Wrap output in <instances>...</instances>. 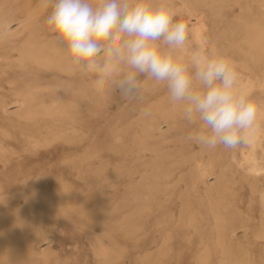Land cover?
I'll return each instance as SVG.
<instances>
[{"label": "rangeland", "instance_id": "rangeland-1", "mask_svg": "<svg viewBox=\"0 0 264 264\" xmlns=\"http://www.w3.org/2000/svg\"><path fill=\"white\" fill-rule=\"evenodd\" d=\"M161 2L173 10L176 20L188 26L186 43L175 55L186 62L197 55L224 56L238 79H264V60L254 61L245 56L246 49H239L247 47L241 38L259 31L264 24V0H153L154 4ZM13 16L11 12L10 18ZM18 26L15 21L11 29ZM26 31L28 28L18 36ZM11 38H7L8 45ZM11 53L13 60L8 58V64L14 61V55L18 56L17 50ZM103 59L101 55V63ZM35 64L30 63L33 71L22 83L24 88L29 81L31 85L61 83L69 77L63 72L59 79L55 75L60 72L57 67L38 71ZM13 66L0 67V84L5 86H0V100L6 95L9 102L0 108V264H264V252L257 248L245 255L198 252L190 223L195 218L200 231L215 240L218 215L231 223L249 217L253 223L260 221L259 193L252 210L249 194L242 203L239 196L241 186L249 188L255 178L258 184H264V90H251L257 92L255 102L260 107L258 128L237 150L225 151L218 146L215 160H205L216 165L231 160V204L219 209L212 208L205 182L196 183V172L205 162L201 160V145L189 139L195 134L186 133L183 138L184 152L194 157L184 166L180 199L173 184L174 130L163 118L162 129L148 128V118L155 114L154 105L166 96V86L139 74L140 96L125 100L117 92L96 85V74L91 73L84 81L91 99L81 96V122L78 129H73L55 125L50 119V123L44 119L34 123L25 117L13 95L17 82L9 83L19 70ZM121 67V74L128 71L124 65ZM189 164H193L190 171ZM209 177L210 182L216 180L215 175ZM246 234L251 236V229L239 227L233 237L245 239Z\"/></svg>", "mask_w": 264, "mask_h": 264}, {"label": "clouds", "instance_id": "clouds-1", "mask_svg": "<svg viewBox=\"0 0 264 264\" xmlns=\"http://www.w3.org/2000/svg\"><path fill=\"white\" fill-rule=\"evenodd\" d=\"M175 15L153 0H100L96 6L92 0H55L46 23L77 69L96 74V85L136 99L137 77L146 74L166 86L189 125L201 126L189 139L207 149H236L258 128L260 107L237 90L238 74L224 56L186 62L175 55L188 37L187 24ZM121 65L128 71L121 74Z\"/></svg>", "mask_w": 264, "mask_h": 264}, {"label": "bare ground", "instance_id": "bare-ground-1", "mask_svg": "<svg viewBox=\"0 0 264 264\" xmlns=\"http://www.w3.org/2000/svg\"><path fill=\"white\" fill-rule=\"evenodd\" d=\"M44 1L45 0H0V60H1L0 65L4 66V67L5 66L9 67V65H15L16 67L19 68V70L15 69L16 70L15 80L10 81L9 83L17 82L16 87L13 88V95L15 96V101L19 102L21 104V107L24 110V114H25L26 118L31 119V121H33L34 123H41V121L44 119V121L46 123H50V120H51L52 123L55 125L60 124V125H63L67 128L71 127L73 129H76V128L78 129V124L81 122L80 111L78 110V107L80 106V101H81L80 98H81V96L86 95V96H89L91 99L90 94L85 92L84 81H86L88 76H92V74L91 73H81V74H79V76H77L79 71L76 70L77 67L72 63L71 57L67 53L66 44H64L63 42H58L55 40V38H54L55 34L51 32L50 26L46 23L47 17L52 11L55 0H48L47 2L46 1L44 2ZM34 2H36V3H34ZM92 3L94 6H96L100 3V0H92ZM11 12L14 14L13 18H10ZM15 21H16V23L19 24V26L16 30H13V29H11V25ZM257 25H259V23H257L256 26ZM27 28H28V31H26L23 36L19 37L18 35L23 33V31H25V29H27ZM9 36L12 37L11 41L9 43L10 45H8L6 42L7 38ZM243 37L244 38H241V40H243V42L247 45V47L243 48L242 46H239V49L240 50L246 49L245 56L246 57L248 56L249 58H251L252 60L257 61V62L262 60V59L264 60V24L261 25L259 31L250 32V33H248V35H244ZM11 50H13V51L17 50L18 56L15 57V55H14V58H15L14 61H12V62L9 61L11 64H8L7 59L9 58V60H10V58L13 57ZM12 60H13V58H12ZM31 62H34L37 64L38 71H40V69H42L43 67H47V68L48 67H57V68H59L58 70H60V72L59 71L56 72L55 75H57V77L59 79L64 76V75L61 76L63 72H66L67 74H69V77L66 78V81H62L61 83H59V82H47L45 84L31 85L30 84L31 81H29L30 83H27L28 87L24 88L23 84L27 82V80L29 79L28 76L33 71V68L30 65ZM15 66H13V67H15ZM3 71H4V69H3ZM2 73L0 76H2ZM245 78H246V76H245ZM0 86H2V88L5 87L3 84H0ZM256 87H260V89L264 90V79L259 80V81L258 80L254 81L252 79L245 80L244 78L238 79L237 90L239 92H243L244 94H248V96L251 99H253L254 101H255V95L257 92L252 93L251 90H254V88H256ZM46 88H47V90L48 89L49 90L47 92H44V89H46ZM57 88H60V89H57ZM245 89H248L249 91L246 92ZM41 91L43 93H40ZM38 94H41V95L37 96ZM117 94H118V92H117ZM0 96H1V94H0ZM47 96L50 97L49 101L47 99ZM113 99H114V97H113ZM8 103L9 102H7L6 95H3V97L0 100V108L1 107L5 108L6 104H8ZM153 110H154L155 114L148 118V128L150 131L155 130V129H162V126H161L163 124V122L161 121L162 118L174 130V134L176 137V139H175V152H174L175 158L173 161L174 164L172 163V165L175 167L174 168L175 169V180L173 181L174 183L173 182L172 183L177 188L178 193L180 192L178 197L181 199L182 198L181 188L183 187L181 182L184 179V175H185L184 166L186 165V163H189L192 160V158L194 157L193 153L186 154L184 152L183 138H184V135L186 133H188V134L190 133L191 135L196 134L198 128L201 126L189 125L186 122V120L183 119L182 105H180L179 103H173L169 98L168 92H166V96H163L162 99H160V103L154 105ZM258 121H259V119L257 120V123H258ZM61 133H63V132H61ZM218 146L224 148L222 145H218ZM239 147L240 146H238V148ZM0 148H1V145H0ZM196 148H198V147H196ZM216 148L215 149H207V148H204L203 146H201V150H202V154H203L201 157L202 162H205L206 159L214 161ZM236 150L234 152H236ZM261 150L263 151L264 149H261ZM2 151H4V150H2ZM225 151H228V149H225ZM199 153H201V152H199ZM237 157H239V156H236L235 158H237ZM230 161H228L224 164L220 163L217 165L216 164H209V163L205 162V164H203L201 166V168H199V170H197V172H196V175H197L196 183L200 180L205 182L206 187H207L206 195H207V198H208L212 208L213 207H217L219 209H221L222 207L228 208V206L231 204V200H230L229 195H228L231 192V187L229 184L230 180L228 177V175H229L228 169L231 165ZM238 161H239V159H238ZM238 161H237V163H238ZM260 163H259V165H260ZM170 165H171V163H170ZM157 167H159V166H157ZM192 168H193V164H189L187 170L190 171ZM162 171H163V169L161 170V173H162ZM165 171H164V173H165ZM260 171H262V170H260ZM243 173H245V172H243ZM161 175H163V174H161ZM210 175H215L216 180L213 182H210L209 181ZM59 183H61V182H59ZM181 185H182V187H181ZM241 188L242 189H241L240 196H239V198H240L239 202L240 203L245 202V197L249 194V196H250V202L249 203H250V209L251 210L254 209L253 201H254L255 197L257 196V193H259V197H260V201H261L260 221L258 223H253L252 222L253 218L249 217V218H242V219L238 220L237 222L231 223V221L229 219H227L224 215H218V216H216V219L218 221H220L217 225L218 236L215 240H213V236L211 234H209V233L206 234V233L200 231V226L195 221V218H193V220H191V222H190L191 225L194 227V232L192 234V242L197 245V251L198 252H200L204 255H210L214 252H220L224 255H230V254L234 255L237 253H241V254L245 255V254L253 251L256 248L258 250L264 252V184L261 186L260 184H258L257 179L255 178L254 180H251L249 182V188H246L244 185H242ZM67 208H68V206H67ZM210 215H211V213H210ZM97 219H99V218H97ZM202 221H203V219H202ZM118 227H119V225L117 226V228ZM239 227H244L245 230L251 229V236L249 234H246L245 239L244 238L243 239H240V238L234 239V237H233L234 231ZM107 231H109V230H107ZM117 232H118V230H117ZM130 232L131 231H129L128 233H130ZM128 233H126V234H128ZM132 234H134V233H132ZM36 236H37V234H36ZM7 237H9V236H7ZM17 238H19V237H17ZM17 240H20V239H17ZM246 242H248V243L253 242L254 245H252V246L246 245L245 244ZM4 246H2V247H4ZM7 247H10V246H7ZM12 248H13V246H12ZM104 249H105V246H104ZM101 252H103V251H101ZM3 254H5V253H3ZM146 254H148V253H146ZM163 254H164V251H163ZM0 257H2V256H0ZM145 258H143V259H145ZM222 260H223V258H222ZM232 260H234V259H232ZM18 261H19V257H18ZM239 261H240V263H242L240 259H239ZM6 262H8L7 259H6ZM229 264H233V263H231L229 261Z\"/></svg>", "mask_w": 264, "mask_h": 264}]
</instances>
